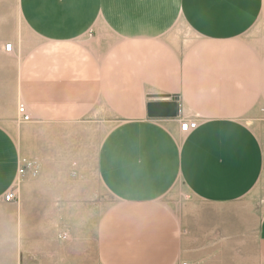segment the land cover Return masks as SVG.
Wrapping results in <instances>:
<instances>
[{
	"label": "crops",
	"instance_id": "obj_1",
	"mask_svg": "<svg viewBox=\"0 0 264 264\" xmlns=\"http://www.w3.org/2000/svg\"><path fill=\"white\" fill-rule=\"evenodd\" d=\"M66 2L67 9L78 12L75 0ZM232 2L240 4L237 7ZM240 2L178 0L179 9H165L163 15L146 2L141 7H122L126 13L140 8L135 15L145 20L128 39L126 34L114 33L117 39L110 50L114 78H99V84H109V94H113L109 107L122 112L119 117L127 119L130 128L139 133L129 148L114 145L113 151L118 154L111 159L117 167L113 188L119 204L110 213L118 219L116 225L121 230L145 231L138 244L129 242V246L150 248L146 251L149 264L155 263L156 247L168 248L161 257L158 254L157 264H264V212L257 222L251 220L250 208L234 206L259 184L264 171L261 142L242 121L258 103L264 104V39L250 36L264 15V0ZM169 12L178 14L195 38L183 59L177 61L164 41L151 32L146 34L152 30L163 32ZM77 16L78 23H83L84 18L106 23L102 12ZM143 23H153L155 28L149 29ZM63 27L64 33L77 30H72L71 25V29L69 25ZM61 36L55 37L66 38ZM173 98L180 109L176 119L148 117L149 103ZM160 120L169 124H153ZM185 120H196V129L181 132L180 122ZM124 151H129L130 157ZM102 159L103 175L111 160L105 154ZM30 172L27 168L24 180ZM178 183L187 187L188 202L177 210L164 205L157 213H150L152 205L164 199ZM24 192L30 193L27 198L33 193V198L39 200L36 210L41 212L40 191ZM20 194L13 203H20ZM49 197L70 198L63 189ZM5 203L3 200L0 206L2 227L9 223L4 212L14 210ZM18 212L25 220L26 207L18 208ZM139 213L146 216L142 226L134 218Z\"/></svg>",
	"mask_w": 264,
	"mask_h": 264
},
{
	"label": "rangeland",
	"instance_id": "obj_2",
	"mask_svg": "<svg viewBox=\"0 0 264 264\" xmlns=\"http://www.w3.org/2000/svg\"><path fill=\"white\" fill-rule=\"evenodd\" d=\"M75 17L64 8L63 0H0V206L10 189L17 191L14 202L18 192L22 199L5 203L14 210L4 212L9 218L6 226L0 223V264H149L146 251L150 248L129 246V242L138 244L145 231L121 230L110 213L119 204L113 188L117 167L111 159L118 154L114 145L129 148L139 133L119 117L122 112L109 107L113 99L109 84H99V78H114L110 50L117 36L102 21L91 24L83 19L76 25L80 19ZM165 19L163 32L146 34L151 32L164 41L175 61L183 59L195 38L178 14L169 12ZM147 24L149 29L155 28L153 23H143ZM64 25L77 28L78 35L89 25L93 27L73 45L67 41L68 33L62 32ZM136 26L130 34L138 31ZM130 34L126 36L130 38ZM250 36L264 39V15ZM5 44L13 50L5 53ZM21 106L30 115V123L21 121ZM242 121L255 132L264 153V104L258 103ZM153 124L164 127L169 122ZM124 152L130 157L129 151ZM103 154L111 165L102 175ZM25 163H31L27 180L19 173ZM25 189L40 191L41 212L36 210L39 200L33 193L27 198L30 193ZM61 189L70 198L49 197ZM187 195V187L178 183L152 205L150 213L164 205L177 210L188 202ZM234 206L250 208L251 220L258 222L263 217L264 171L259 184ZM22 207L27 211L25 220L18 212ZM144 216L135 215L138 226ZM149 217L152 221V215ZM164 250L154 248V264Z\"/></svg>",
	"mask_w": 264,
	"mask_h": 264
},
{
	"label": "bare ground",
	"instance_id": "obj_3",
	"mask_svg": "<svg viewBox=\"0 0 264 264\" xmlns=\"http://www.w3.org/2000/svg\"><path fill=\"white\" fill-rule=\"evenodd\" d=\"M78 3V12L76 13V11L74 12V17L75 15H81L84 14L86 15L85 17H88L87 14L90 13V15H94L97 13L102 12V15L105 17L106 26L110 27V32L112 34L111 29L113 30V32L117 35L118 33L121 35L124 34H130L131 32H133L134 30V25L136 26L137 23H140L142 21L145 20L144 17H139L135 15L136 11H140V8H137V10L133 13H126V11L124 10L123 5H133L136 7H141V4H144V2L149 3L150 5H152V8L154 9L155 12H159V15H162L166 10H170V9H176V7H178V0H75ZM201 2V0H198ZM207 1V0H206ZM221 1V0H219ZM245 0H243L244 2ZM64 2V8L67 9L69 8L66 7L67 5H69L66 0L63 1ZM66 2V3H65ZM72 2V1H71ZM101 2V3H100ZM203 2V1H202ZM240 2V0H239ZM261 2V0H260ZM23 3V2H22ZM186 3V2H183ZM233 3V2H232ZM236 3V6L240 3H242V1L240 3L237 4V2H234L233 4ZM24 4V3H23ZM56 4V3H55ZM71 4V3H70ZM182 4V3H181ZM189 4V3H188ZM245 4V3H244ZM61 5V4H59ZM73 5V4H71ZM70 5V9L72 8V6ZM190 5V4H189ZM77 6V5H76ZM101 6V7H100ZM234 6V5H233ZM243 6V5H242ZM26 7V6H25ZM63 7V6H62ZM235 7V6H234ZM238 7V6H237ZM235 7V8H237ZM261 8V7H259ZM73 9V8H72ZM166 9V10H165ZM179 9V7H178ZM177 9V11H178ZM184 9V7H183ZM56 10V9H55ZM62 11V10H60ZM181 11V10H180ZM260 11V10H259ZM43 12V11H42ZM41 12V13H42ZM241 12V11H239ZM69 13V12H68ZM141 13V12H140ZM179 13V12H178ZM184 13L186 14V12L184 11ZM246 13V12H245ZM40 14V12H39ZM44 14V13H42ZM71 15V13H70ZM258 16V15H257ZM68 17V16H67ZM78 17V16H77ZM76 17V21L77 18ZM188 17V16H187ZM194 17V16H193ZM85 19V18H84ZM92 19V18H91ZM102 19V18H101ZM189 19V18H188ZM191 19V18H190ZM95 20V19H93ZM98 20V19H97ZM92 21V20H90ZM87 20V22H90ZM101 21V20H100ZM65 22V20H64ZM92 24V22H90ZM102 23V22H101ZM88 24V23H87ZM94 24V23H93ZM133 24V25H132ZM142 24V23H140ZM76 25H79L78 22L76 23ZM70 26V25H69ZM75 26V25H73ZM133 26V27H132ZM149 25L147 24L146 27H148ZM85 27V26H84ZM93 26L89 27L85 30L84 34H80L78 32H74V31H66V33H68V37H67V41H70V43H72L73 45L78 44L79 42L77 41L79 38H81L82 35H87L89 33V31L91 30ZM142 27V26H141ZM86 28V27H85ZM133 28V29H131ZM143 28V27H142ZM100 29V28H99ZM103 29V28H102ZM146 29V28H145ZM63 30V29H62ZM129 30H132L131 32ZM143 30V29H142ZM159 30V29H158ZM106 31V30H105ZM108 31V30H107ZM63 32V31H62ZM117 32V33H116ZM128 32V33H127ZM130 32V33H129ZM156 32V31H155ZM160 32V31H159ZM107 33V32H106ZM77 35V36H76ZM141 35V34H139ZM148 35V34H147ZM66 36V35H65ZM131 36V35H130ZM126 37V36H125ZM129 37L127 36V39ZM60 40V39H58ZM95 39H93L94 41ZM65 41V40H64ZM92 42V41H91ZM107 42V41H106ZM82 48H86L87 51L89 50L87 48V46L85 47V44L80 43ZM96 45V44H95ZM8 45L5 44L4 45V52L8 53V51L6 50V47ZM11 51L13 50V47L11 46ZM20 59V58H19ZM21 68V67H20ZM264 70V69H263ZM145 89V87H144ZM26 104V103H25ZM27 106V105H26ZM25 108V107H24ZM26 109V108H25ZM28 113V112H27ZM29 115V114H28ZM30 116V115H29Z\"/></svg>",
	"mask_w": 264,
	"mask_h": 264
},
{
	"label": "water",
	"instance_id": "obj_4",
	"mask_svg": "<svg viewBox=\"0 0 264 264\" xmlns=\"http://www.w3.org/2000/svg\"><path fill=\"white\" fill-rule=\"evenodd\" d=\"M179 113V104L175 98L172 101L151 102L147 106V115L151 119H176Z\"/></svg>",
	"mask_w": 264,
	"mask_h": 264
},
{
	"label": "built area",
	"instance_id": "obj_5",
	"mask_svg": "<svg viewBox=\"0 0 264 264\" xmlns=\"http://www.w3.org/2000/svg\"><path fill=\"white\" fill-rule=\"evenodd\" d=\"M9 47V46H8ZM11 47H9V51H11ZM20 118H21V121L24 122V123H28L31 121V118L30 116L28 115L26 109L24 108V106H21L19 108V112H18ZM198 125V122L196 120H185V121H181L180 122V130L181 132L183 133H188V132H191L193 131L194 129H196ZM31 166V163H25L22 168L19 170V173L20 174H24L25 173V170ZM17 199V191L16 190H13V189H10L6 195L4 196V201L5 202H14L16 201ZM64 238L67 237L66 236H63Z\"/></svg>",
	"mask_w": 264,
	"mask_h": 264
}]
</instances>
